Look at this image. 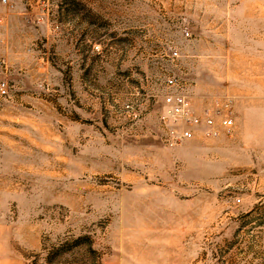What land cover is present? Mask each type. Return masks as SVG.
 <instances>
[{"label": "rangeland", "instance_id": "1", "mask_svg": "<svg viewBox=\"0 0 264 264\" xmlns=\"http://www.w3.org/2000/svg\"><path fill=\"white\" fill-rule=\"evenodd\" d=\"M263 105L264 0H0V264H264Z\"/></svg>", "mask_w": 264, "mask_h": 264}, {"label": "built area", "instance_id": "2", "mask_svg": "<svg viewBox=\"0 0 264 264\" xmlns=\"http://www.w3.org/2000/svg\"><path fill=\"white\" fill-rule=\"evenodd\" d=\"M7 2V0H4ZM189 35L188 32H186ZM175 52V56H177ZM169 91L164 95V109L161 115L162 123L165 127V141L171 147L191 140L197 132H201L206 137H216L220 133L217 128V119L210 110L204 115L195 112L190 95L185 90V83L180 82L175 77H170L166 81ZM229 108V104H226ZM218 110L219 126L226 134H231L235 121L232 116Z\"/></svg>", "mask_w": 264, "mask_h": 264}, {"label": "crops", "instance_id": "3", "mask_svg": "<svg viewBox=\"0 0 264 264\" xmlns=\"http://www.w3.org/2000/svg\"><path fill=\"white\" fill-rule=\"evenodd\" d=\"M255 107H248L247 110H244L243 108H241L240 106H237L236 107V110H237V113H236V119L237 121H240V122H246V123H253L255 122V120L257 119L256 116L253 115V109ZM259 110H264V105L261 107L259 106L258 107ZM195 109L196 106H195ZM197 111V110H196Z\"/></svg>", "mask_w": 264, "mask_h": 264}]
</instances>
